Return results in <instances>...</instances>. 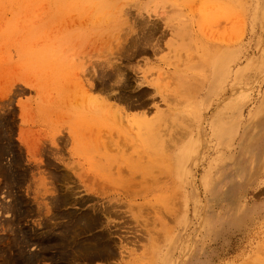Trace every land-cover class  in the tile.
Wrapping results in <instances>:
<instances>
[{
    "label": "rangeland",
    "instance_id": "rangeland-1",
    "mask_svg": "<svg viewBox=\"0 0 264 264\" xmlns=\"http://www.w3.org/2000/svg\"><path fill=\"white\" fill-rule=\"evenodd\" d=\"M0 264H264V0H0Z\"/></svg>",
    "mask_w": 264,
    "mask_h": 264
}]
</instances>
